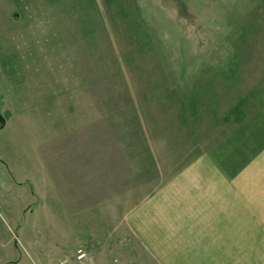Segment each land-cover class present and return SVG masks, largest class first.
I'll list each match as a JSON object with an SVG mask.
<instances>
[{"label": "rangeland", "instance_id": "374dc122", "mask_svg": "<svg viewBox=\"0 0 264 264\" xmlns=\"http://www.w3.org/2000/svg\"><path fill=\"white\" fill-rule=\"evenodd\" d=\"M238 120L264 146V0H0V264H119L179 129Z\"/></svg>", "mask_w": 264, "mask_h": 264}, {"label": "crops", "instance_id": "0c3cea01", "mask_svg": "<svg viewBox=\"0 0 264 264\" xmlns=\"http://www.w3.org/2000/svg\"><path fill=\"white\" fill-rule=\"evenodd\" d=\"M81 73L79 83L86 78V71ZM231 115L224 118L236 123ZM238 121L244 129H228L224 121L207 127L200 138L195 129L190 142L184 138L188 129H179L176 143H188L189 156L127 212L128 244L115 245L119 264L264 261L258 253L264 247V175L259 171L264 146L248 141L247 121ZM247 149L254 152L248 156Z\"/></svg>", "mask_w": 264, "mask_h": 264}, {"label": "bare ground", "instance_id": "6f19581e", "mask_svg": "<svg viewBox=\"0 0 264 264\" xmlns=\"http://www.w3.org/2000/svg\"><path fill=\"white\" fill-rule=\"evenodd\" d=\"M79 257L82 258V254Z\"/></svg>", "mask_w": 264, "mask_h": 264}]
</instances>
